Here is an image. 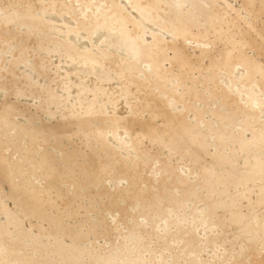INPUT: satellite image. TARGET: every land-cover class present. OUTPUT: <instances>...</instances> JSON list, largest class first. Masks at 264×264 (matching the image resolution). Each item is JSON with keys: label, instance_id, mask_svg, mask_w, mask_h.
<instances>
[{"label": "rangeland", "instance_id": "1", "mask_svg": "<svg viewBox=\"0 0 264 264\" xmlns=\"http://www.w3.org/2000/svg\"><path fill=\"white\" fill-rule=\"evenodd\" d=\"M176 1L0 0V264H264V0Z\"/></svg>", "mask_w": 264, "mask_h": 264}, {"label": "bare ground", "instance_id": "2", "mask_svg": "<svg viewBox=\"0 0 264 264\" xmlns=\"http://www.w3.org/2000/svg\"><path fill=\"white\" fill-rule=\"evenodd\" d=\"M175 1H176V0H175ZM179 1H180V0H179ZM179 1H178V2H179ZM191 1H192V0H191ZM191 1H190V3H191ZM202 1H203V0H202ZM202 1L200 2V1L197 0L196 3H199V2L202 3ZM205 1H206V0H205ZM207 1H208V0H207ZM207 1H206V2H207ZM97 2H98V1H97ZM147 2H148V1H147ZM176 2H177V1H176ZM176 2H175V3H176ZM182 2H184V1H181V3H182ZM194 2H195V0H194ZM206 2H205V4H206ZM213 2H214V1H213ZM42 3H44V2H42ZM89 3H90V1H89ZM89 3H88V4H89ZM132 3H133V2H132ZM173 3H174V1H173ZM175 3H174V5H176ZM188 3H189V0H188ZM207 3H209V1H208ZM252 3H253V2H252ZM252 3H251V4H252ZM60 4H61V3H60ZM170 4H171V3H170ZM194 4H195V3H194ZM194 4H193V5H194ZM210 4H211V3H209V6H210ZM212 4H213V3H212ZM5 5H6V3H5ZM7 5H8V4H7ZM23 5H24V4H23ZM53 5H54V4H53ZM132 5H133V4H132ZM153 5H154V4H153ZM179 5H180V4H179ZM193 5H192V6L189 5V8L191 7L190 10L195 6V5H194V6H193ZM197 5H198V4H197ZM201 5L204 7L203 4H201ZM88 6H89V5H88ZM140 6H141V5H140ZM176 6H178V5H176ZM181 6H184V5H181ZM202 6H201V7H202ZM207 6H208V4H207ZM209 6H208V7H209ZM225 6H226V5H225ZM245 6H246V5H245ZM261 6H262V5H261ZM12 7H13V6H12ZM29 7H30V6H29ZM187 7H188V6H187ZM198 7H200V5H198ZM1 8H2V7H1ZM134 8H136V7H134ZM142 8H143V7H142ZM145 8H146V7H145ZM178 8H179V6H178ZM196 8H197V6H196ZM196 8H193V9H196ZM206 8H207V7H206ZM206 8H205V10H206ZM212 8H213V7H212ZM2 9H3V8H2ZM12 9H13V8H12ZM25 9H26V6H25ZM30 9H31V8H30ZM67 9H68V8H67ZM117 9H118V8H117ZM123 9H124V8H123ZM158 9H159V8H158ZM172 9H173V8H172ZM174 9H176V8H174ZM179 9H181V7H180ZM179 9H177V10L180 12ZM183 9H185V8H183ZM200 9L203 10V8H200ZM207 9H209V14H210V11H211L210 8H207ZM4 10H5V9H4ZM136 10H137V9H136ZM139 10H140V9H139ZM196 10H197V9H196ZM19 11H20V10H19ZM23 11H24V10H23ZM88 11H89V10H88ZM140 11H142V10H140ZM144 11H145V10H144ZM164 11H165V10H164ZM175 11H176V10H175ZM175 11H174V12H175ZM182 11H183V10H182ZM186 11H187V9H186ZM191 11H192V10H191ZM194 11H195V10H194ZM194 11H192V12L194 13ZM198 11H199V10H198ZM98 12H99V11H98ZM119 12H120V11H119ZM145 12H146V11H145ZM176 12H177V11H176ZM196 12H197V11H196ZM201 12H202V11H201ZM207 12H208V11H207ZM24 13H25V12H24ZM139 13H140L139 15H141L142 12H139ZM143 13H144V12H143ZM181 13H183V12H181ZM184 13H185V11H184ZM184 13H183V14H184ZM190 13H191V12H190ZM190 13H189V14H190ZM193 13H192V14H193ZM198 13H199V12H198ZM202 13H203V12H202ZM29 14H30V13H29ZM86 14H87V13H86ZM195 14H196V13H195ZM195 14H194V15H195ZM207 14H208V13H207ZM22 15H23V14H22ZM74 15H75V14H74ZM109 15H111V14H109ZM149 15H150V14H149ZM176 15H177V14H176ZM184 15H185V18H186V17H187L186 13H185ZM197 15L199 16L200 14H197ZM13 16H14V15H13ZM117 16H118V15H117ZM144 16H145V14H144ZM174 16H175V15H174ZM177 16H178V15H177ZM177 16H176V17H177ZM180 16H181V14H179V18H180ZM36 17H37V16H36ZM42 17H43V16H42ZM100 17H101V16H100ZM158 17H159V15H158ZM160 17H161V16H160ZM182 17H183V15H182ZM182 17H181V18H182ZM194 17H195V16H194ZM196 17H197V16H196ZM199 17H200V16H199ZM210 17H211V16H210ZM14 18H15V17H14ZM29 18H30V17H29ZM91 18H92V17H91ZM115 18H116V17H115ZM121 18H122V16H121ZM121 18H119V19H121ZM123 18H124V17H123ZM123 18H122V19H123ZM132 18H133V17H132ZM140 18H141V17H140ZM189 18H190V17H189ZM220 18H221V17H220ZM16 19H17V18H16ZM23 19H24V18H23ZM38 19H39V18H38ZM40 19H41V18H40ZM100 19H101V18H100ZM105 19H106V18H105ZM116 19H117V18H116ZM141 19H142V18H141ZM151 19H152V18H151ZM193 19H195V18H193ZM213 19H214V18H213ZM4 20H6V19H4ZM112 20H113V19H112ZM145 20H146V19H145ZM148 20H149V19H148ZM155 20H156V19H155ZM169 20H170V19H169ZM182 20H183V18L181 19V21H182ZM188 20H189V19H187V20L185 19L184 21L190 22L192 19H190L189 21H188ZM216 20H217V18H216ZM30 21H31V20H30ZM85 21H86V20H85ZM179 21H180V20H179ZM205 21H206V20H205ZM217 21H218V20H217ZM9 22H11V20H10ZM99 22H100V21H99ZM119 22L121 23V21H119ZM132 22H133V21H132ZM159 22H160V21H159ZM176 22H177V21H176ZM182 22H183V21H182ZM193 22H194V21H191L192 25H193ZM196 22H197V21H196ZM196 22H195V23H196ZM31 23H32V22H31ZM41 23H42V22H41ZM122 23H123V22H122ZM124 23H125V21H124ZM124 23H123V24H124ZM127 23H128V22H127ZM197 23H198V22H197ZM214 23H215V22H214ZM217 23H218V22H217ZM131 24H132V23H131ZM157 24H158V23H157ZM170 24H171V23H170ZM185 24H187V23L185 22ZM198 24H199V23H198ZM22 25H23V24H22ZM105 25H106V24H105ZM119 25H120V24H119ZM188 25H189V24H188ZM157 26H158V25H157ZM178 26H179V25H178ZM182 26H183V25H182ZM185 26L188 27L187 25H185ZM185 26H183V27H185ZM189 26H190V25H189ZM196 26H197V24H196ZM66 27H67V26H66ZM101 27H102V26H101ZM107 27H108V25H107ZM107 27H106V28H107ZM119 27H120V26H119ZM122 27L124 28V25H123ZM122 27H120V28H121L120 31H122ZM170 27H172V26H170ZM174 27H175V26H174ZM183 27H182V28H183ZM219 27H220V26H219ZM94 28H95V27H94ZM97 28H98V27H97ZM108 28H109V27H108ZM189 28H190V27H189ZM189 28H188V29H189ZM211 28H212V27H211ZM100 29H101V28H100ZM172 29H173V28H172ZM176 29H177V28H176ZM176 29H175V31H176ZM178 29H179V27H178ZM170 30H171V29H170ZM182 31H183V29H182ZM185 31H186V29H185ZM42 32H43V31H42ZM50 32H51V31H50ZM55 32H56V31H55ZM106 32H107V31H106ZM118 32H119V31H118ZM173 32H174V31H173ZM45 33H46V32H45ZM65 33H66V31H65ZM176 33H177V32H176ZM183 33H184V32H183ZM14 34H15V33H14ZM35 34H36V33H35ZM56 34H57V33H56ZM117 34H119V33H117ZM117 34H116V33H112V32H111V33L108 32L107 35H106V40H107V42L109 43V45H111L110 47H113V49H114V48L117 49V46L115 47V46L113 45V43H112L113 40H114V37H116ZM126 34H127V33H126ZM177 34H178V33H177ZM179 34H180V33H179ZM62 35H63V34H62ZM133 35H134V34H133ZM135 35H136V34H135ZM150 35H151V34H150ZM185 35H186V34H185ZM187 35H188V34H187ZM118 36H119V35H118ZM126 36H127V35H126ZM180 36H181V35H180ZM75 37H76V36H75ZM134 37H135V36H134ZM176 37H177V36H176ZM46 38H47V36H46ZM116 38H117V37H116ZM135 38H136V37H135ZM152 39H154V38L152 37ZM52 40H53V39H52ZM67 40H68V39H67ZM103 40H104V39H103ZM103 40H102V41H103ZM130 40H131V39H130ZM130 40L127 39V38H125V39L123 38V40H120V41H122V43H120V44H121L120 46H122V47H124V48H126V49H128V50L133 49L134 51H138L140 56L137 55L135 62H138V61H139V64H140V61H141V63H144V62H142V61H146V59H147L148 57L145 58V60H143L145 56H144L143 54H141V48H142V47L144 48V46H146V45H148V44L144 43V44H146V45H144V44L142 45V44L139 43V44H140L139 46L136 47V46L133 45L134 47H131V45H130V42H131V41H130ZM205 40H206V39H205ZM120 41L117 40V42H120ZM142 41H143V40H142ZM54 42H56V41H54ZM150 42H151V41H150ZM150 42H149V43H150ZM160 42H161V41H160ZM52 43H53V42H52ZM65 43H66V42H65ZM65 43H64V44H65ZM131 43H132V42H131ZM158 43H159V42H158ZM168 43H169V42H168ZM57 44H58V43H57ZM106 44H107V43H106ZM114 44H116V43L114 42ZM211 44H212V43H211ZM116 45H118V44H116ZM151 45H152V44H151ZM157 45H158V44H157ZM46 46H47V45H46ZM107 46H108V45H107ZM52 47H53V46H52ZM122 47H121V48H122ZM41 48H42V47H41ZM46 48H47V47H46ZM149 48H150V46H149ZM146 49H147V47H146ZM155 49H156V48H155ZM122 50H123V49H122ZM142 50H143V49H142ZM130 51H131V50H130ZM22 52H23V51H22ZM84 52H85V51H84ZM227 52H228V51H227ZM80 53H81V52H80ZM82 53H83V52H82ZM126 53L128 54L129 52H126ZM130 53H131V52H130ZM146 53H148V51H147ZM84 54H87V53H84ZM84 54H83V55H84ZM105 54H106V53H105ZM149 54H150V53H149ZM149 54H148V55H149ZM83 55H81V56H83ZM90 55H91V54H90ZM128 55H129V54H128ZM77 56H78V55H77ZM86 56H88V55H86ZM86 56H85V57H86ZM94 56H95V55H94ZM150 56H151V55H150ZM226 56H227V55H226ZM242 56H243V55H242ZM83 57H84V56H83ZM83 57H82V58H83ZM90 57H91V56H90ZM106 57H107V56H106ZM133 57H134V56H133ZM79 58H80V56H79ZM87 58H88V57H87ZM87 58L84 59V60H87ZM99 58H100V57H99ZM107 58H108V57H107ZM149 58H150V57H149ZM149 58H148V59H149ZM80 59H81V58H80ZM133 59H134V58H133ZM152 59H153V58H152ZM25 60H26V59H25ZM159 60H160V59H159ZM31 61H32V60H31ZM121 61H122V60H121ZM123 61H124V60H123ZM230 61H231V60H230ZM243 61H244V60H243ZM250 61H251V60H250ZM83 62H84V61H83ZM88 62H90V61H88ZM95 62H96V61H95ZM131 62H132V61H131ZM135 62H133V63H135ZM146 62H147V61H146ZM149 62H150V61L148 60V63H149ZM152 62H153V61H152ZM152 62H150L149 64H151ZM155 62H156V61H155ZM126 63H127V61H126ZM128 63H129V62H128ZM12 64H13V63H12ZM121 64H122V63H121ZM135 64H136V63H135ZM135 64H134V66H136ZM156 64H157V63H156ZM23 65H24V64H23ZM128 65H129V64H128ZM255 65H256V64H255ZM94 66H95V65H94ZM96 66H97V65H96ZM126 66H127V65H126ZM126 66H125V67H126ZM132 66H133V65H132ZM147 66H148V65H147ZM149 66H150V65H149ZM224 66H225V65H224ZM123 67H124V66H123ZM129 67H130V66H129ZM153 67H155V66H153ZM253 67H254V66H253ZM255 68H256V67H255ZM128 69L130 70V68H128ZM134 69H135V68H134ZM137 69H141V68H137ZM153 70H154V69H153ZM207 70H208V69H207ZM245 70H246V69H245ZM135 71H136V70H135ZM140 71H141V70H140ZM246 71H247V70H246ZM132 73H133V72H132ZM135 73H136V72H135ZM246 73H247V72H246ZM164 74H165V73H164ZM130 75H131V73H130ZM112 76H113V75H112ZM252 76H253V75H252ZM135 77H136V76H135ZM210 77H211V76H210ZM128 78H129V77H128ZM157 78H158V77H157ZM250 78H251V77H250ZM193 79H194V78H193ZM128 82H129V81H128ZM260 82H261V81H260ZM104 83H105V82H104ZM260 84H261V83H260ZM122 85H123V84H122ZM83 89H84V88H83ZM250 89H251V88H250ZM117 90H118V89H117ZM143 90H144V89H143ZM260 90H261V89H260ZM188 91H189V90H188ZM100 94H101V93H100ZM171 95H172V94H171ZM137 97H138V96H137ZM246 98H247V97H246ZM248 98H250V97H248ZM248 98H247V99H248ZM91 99H92V98H91ZM237 99H238V98H237ZM94 101H95V100H94ZM108 101H110V100H108ZM165 102H166V101H165ZM254 102H255V101H254ZM255 103H256V102H255ZM226 106H227V105H226ZM101 108H102V107H101ZM235 108H236V107H235ZM103 109H104V108H103ZM201 109H202V108H201ZM153 111H154V110H153ZM234 111H235V110H234ZM176 113H177V112H176ZM258 114H259V113H258ZM142 115H143V114H142ZM158 115H159V114H158ZM85 116H86V115H85ZM226 116H227V115H226ZM253 117H254V116H253ZM179 119H180V118H179ZM80 120H81V119H80ZM83 120H84V119H83ZM181 120H182V119H181ZM222 120H223V119H222ZM230 120H231V119H230ZM6 121H7V120H6ZM117 121H118V120H117ZM164 121H165V120H164ZM241 121H242V120H241ZM74 122H75V121H74ZM110 123H111V121H110ZM124 123H125V122H124ZM224 123H225V122H224ZM4 124H5V123H4ZM178 124H179V123H178ZM242 124H243V123H242ZM85 125H86V124H85ZM113 125H114V124H113ZM118 125H119V124H118ZM124 125H125V124H124ZM228 125H229V124H228ZM122 126H123V124H122ZM7 127H9V126H7ZM119 127H120V126H119ZM2 128H3V127H2ZM62 128H63V127H62ZM100 128H101V127H100ZM109 128H110V127H109ZM152 128H153V127H152ZM113 129H114V128H113ZM177 129H178V128H177ZM200 129H201V128H200ZM249 129H252V128H249ZM95 130H96V129H95ZM109 130H110V129H109ZM9 131H10V130H9ZM110 131H111V130H110ZM220 131H221V130H220ZM103 132H104V131H103ZM105 132H106V131H105ZM127 132H128V131H127ZM223 132H224V131H223ZM237 132H238V131H237ZM128 133H129V132H128ZM188 133H189V132H188ZM115 134H116V133H115ZM256 134H257V133H256ZM156 135H157V134H156ZM242 135H243V134H242ZM29 136H30V135H29ZM104 137H105V136H104ZM185 137H186V136H185ZM258 137H260V136H258ZM178 138H179V137H178ZM189 138H190V137H189ZM195 138H196V137H195ZM227 138H228V137H226V139H227ZM21 139H22V138H21ZM203 139H204V138H203ZM228 139H229V138H228ZM234 140H235V139H234ZM160 141H161V140H160ZM131 142H132V141H131ZM174 142H175V141H174ZM182 142H183V141H182ZM122 143H123V142H122ZM162 143H163V142H162ZM123 144H124V143H123ZM28 145H29V144H28ZM9 146H10V145H9ZM185 146H186V145H185ZM135 147H136V146H135ZM195 149H196V148H195ZM256 149H257V148H256ZM102 150H103V149H102ZM132 150H133V149H132ZM137 150H138V149H137ZM140 151H141V150H140ZM175 151H176V150H175ZM218 153H219V152H218ZM60 154H61V153H60ZM136 157H137V156H136ZM203 157H204V156H203ZM244 158H245V157H244ZM123 159H124V158H123ZM191 159H192V158H191ZM216 160H217V159H216ZM119 161H120V160H119ZM219 161H220V160H219ZM258 162H259V161H258ZM47 163H48V162H47ZM89 163H90V162H89ZM254 163H255V162H254ZM262 163H264V162H262ZM6 164H7V163H6ZM135 164H136V163H135ZM223 165H224V164H223ZM253 165H254V164H253ZM176 166H177V165H176ZM191 169H192V168H191ZM203 171H204V170H203ZM210 171H211V170H210ZM190 172H191V171H190ZM224 172H225V171H224ZM230 172H231V171H230ZM169 173H170V172H169ZM203 173H204V172H203ZM115 174H116V173H115ZM78 175H79V174H78ZM220 175H221V174H220ZM245 175H246V174H245ZM15 176H16V175H15ZM130 177H131V176H130ZM220 177H221V176H220ZM224 177H225V176H224ZM244 178H245V177H244ZM135 179H136V178H135ZM204 179H205V178H204ZM222 179H223V178H222ZM29 180H30V179H29ZM208 181H209V180H208ZM240 181H241V180H240ZM140 182H141V181H140ZM182 183H183V182H182ZM206 183H207V181H206ZM79 185H80V184H79ZM189 185H190V184H189ZM178 187H179V186H178ZM182 187H183V186H182ZM191 187H192V186H191ZM229 187H230V186H229ZM252 187H253V186H252ZM183 188H184V187H183ZM210 188H211V186H210ZM256 188H257V187H256ZM186 189H188V188H186ZM200 189H201V188H200ZM194 190H195V189H194ZM194 190H193V191H194ZM10 191H11V190H10ZM78 191H79V190H78ZM210 191H211V190H210ZM162 192H163V191H162ZM188 192H189V191H188ZM207 193H208V192H207ZM209 193H210V192H209ZM170 194H171V193H170ZM222 194H223V193H222ZM209 195H210V194H209ZM163 197H164V196H163ZM205 198H206V197H205ZM209 198H210V196H209ZM220 198H221V197H220ZM224 198H225V197H224ZM20 199H21V198H20ZM132 199H133V198H132ZM256 199H257V198H256ZM257 201H258V199H257ZM131 203H132V202H131ZM134 205H135V204H134ZM166 205H167V204H166ZM126 206H127V205H126ZM229 206H230V205H229ZM34 207H35V206H34ZM133 207H134V206H133ZM143 207H144V206H143ZM223 208H224V207H223ZM4 210H5V209H4ZM33 210H34V209H33ZM141 210H142V209H141ZM162 210H163V209H162ZM211 210H212V209H211ZM1 211H2V210H1ZM6 211H7V210H6ZM34 211H35V210H34ZM34 211H33V212H34ZM83 211H84V210H83ZM215 211H216V210H215ZM157 212H158V211H157ZM207 212H208V211H207ZM250 212H251V211H250ZM10 213H11V212H10ZM238 214H239V213H238ZM95 215H96V214H95ZM232 215H233V214H232ZM241 215H242V214H241ZM24 216H25V215H24ZM188 216H189V215H188ZM239 216H240V215H239ZM242 217H243V216H242ZM24 218H25V217H24ZM24 218H23V219H24ZM233 218H234V217H233ZM246 218H247V217H246ZM246 218H245V220H246ZM229 219H231V218H229ZM202 220H203V219H202ZM218 220H219V219H218ZM234 220H235V219H234ZM206 221H207V220H206ZM246 221H247V220H246ZM248 221H249V220H248ZM257 221H258V220H257ZM9 222H10V221H9ZM150 222H151V221H150ZM15 223H16V222H15ZM5 225H6V224H5ZM57 225H58V224H57ZM231 226H232V225H231ZM238 226H239V225H238ZM228 227H229V226H228ZM233 227H234V226H233ZM243 227H244V226H243ZM247 227H248V226H247ZM61 228H62V227H61ZM250 228H251V226H250ZM3 229H4V228H3ZM206 229H207V228H206ZM0 230H1V229H0ZM62 230H63V229H62ZM225 230H226V229H225ZM259 230H260V229H259ZM261 230H262V229H261ZM2 231H4V230H2ZM249 231H250V230H249ZM22 232H23V231H22ZM240 232H241V231H240ZM259 232H260V231H259ZM17 233L19 234V232H17ZM186 233H187V232H186ZM246 233H248V232H246ZM251 233H252V232H251ZM18 234H16V235H18ZM21 234H22V233H21ZM60 234H61V233H60ZM14 235H15V234H14ZM25 235H26V234H25ZM53 235H54V234H53ZM55 235H56V234H55ZM241 235H242V234H241ZM248 235H249V234H248ZM1 236H2V235H1ZM137 236H138V235H137ZM244 236H246V235L244 234ZM4 237H5V236H4ZM15 237H16V236H15ZM22 237H23V236H22ZM56 237H57V236H56ZM189 237H190V236H189ZM0 238H1V237H0ZM16 238H17V237H16ZM27 238H28V237H27ZM27 238H26V239H27ZM37 238H38V237H37ZM42 238H44V237H42ZM249 238H250V237H249ZM6 239H7V238H6ZM6 239H5V240H6ZM19 239H20V238H19ZM34 239H35V238H34ZM12 240H13V239H12ZM14 240H15V239H14ZM28 240H29V239H28ZM38 240H39V239H38ZM180 240H181V239H180ZM241 240H243V239H241ZM259 240H260V239H259ZM17 241H18V240H17ZM17 241H16V242H17ZM83 241H84V240H83ZM31 242H32V240H31ZM189 242H190V241H189ZM231 242H232V241H231ZM246 242H247V241H246ZM8 243H11V242L8 241ZM33 243H34V242H33ZM53 243H54V242H53ZM234 243H235V242H234ZM11 244H12V243H11ZM16 244H17V243H16ZM18 244H19V243H18ZM72 244H73V243H72ZM5 245H6V244H5ZM7 245H8V244H7ZM34 245H35V243H34ZM73 245H74V244H73ZM8 246H9V245H8ZM8 246H7V247H8ZM30 246H31V245H30ZM30 246H29V247H30ZM40 246H41V245H40ZM40 246H39V247H40ZM48 246H49V245H48ZM68 246H70V245H68ZM238 246H239V245H238ZM13 247H16V248H17V246H15V245H13ZM13 247H11V248H13ZM20 247H21V246H20ZM23 247H24V246H23ZM34 247H35V246H34ZM42 247H43V246H42ZM54 247H55V246H54ZM73 247H74V246H73ZM40 248H41V247H40ZM46 248H47V247H46ZM62 248H63V246H62ZM62 248H61V249H62ZM75 248H76V247H75ZM0 249H1V248H0ZM4 249H6V248H4ZM9 249H10V248H9ZM9 249H8V251H7V250H6V251L9 252ZM14 249H15V248H14ZM37 249H38V248H37ZM63 249H64V248H63ZM193 249H194V247H193ZM16 250H17V249H16ZM20 250H21V249H20ZM33 250H34V249H33ZM40 250H41V249H39L38 251H40ZM56 250H57V249H56ZM72 250H73V249H72ZM79 250H80V249H79ZM99 250H100V249H99ZM155 250H156V249H155ZM189 250H191V249H189ZM189 250H188V251H189ZM13 251H14V250H13ZM25 251H26V250H25ZM46 251H47V250H46ZM53 251H54V250H53ZM62 252H63V251H62ZM62 252H61V253H62ZM64 252H65V251H64ZM36 253H37V252H36ZM42 253H43V252H42ZM44 253H45V252H44ZM44 253H43V254H44ZM46 253H48V252H46ZM49 253L51 254V252H49ZM53 253H54V252H53ZM53 253H52V254H53ZM66 253H67V251H66ZM66 253H64V254H66ZM191 253H192V252H191ZM12 254H13V253H12ZM16 254H17V253H16ZM74 254H75V253H74ZM124 254H125V253H124ZM1 255H2V254H1ZM3 255H4V254H3ZM17 255H18V254H17ZM19 255H20V254H19ZM28 255H29V253H28ZM40 255H42V254H40ZM47 255H48V254H47ZM56 255H57V254H56ZM70 255H71V254H70ZM79 255H81V253H80ZM137 255H138V254H137ZM10 256H11V255H10ZM49 256H50V255H49ZM53 256H54V255H53ZM68 256H69V255H68ZM101 256H102V255H101ZM186 256H187V255H186ZM5 257H6V256H5ZM5 257H4V258H5ZM15 257H16V256H15ZM19 257H20V256H19ZM22 257H23V256H22ZM30 257H31V256H30ZM41 257H42V256H41ZM123 257H124V256H123ZM123 257H122V258H123ZM9 258H10V257H9ZM13 258H14V257H13ZM17 258H18V256H17L16 259H15V262H16V263H17V261H16ZM24 258H25V257H24ZM37 258H38V257H37ZM51 258H52V257H51ZM70 258H71V257H70ZM76 258H77V257H76ZM79 258H80V257H79ZM21 259L24 260L23 258H21ZM30 259H31V258H30ZM30 259H28V260H30ZM39 259H40V258H39ZM44 259H45V258H43V260H44ZM60 259H61V258H60ZM74 259H75V258H74ZM80 259H81V258H80ZM126 259L128 260V258H126ZM139 259H140V258H139ZM1 260H2V259H1ZM10 260H11V259H9V261H10ZM13 260H14V259H13ZM19 260H20V259H19ZM19 260H18V261H19ZM33 260H34V258H33ZM43 260H42V261H43ZM51 260H52V259H51ZM56 260H57V259H56ZM64 260H65V259H64ZM81 260H82V259H81ZM122 260H124V259H122ZM195 260H196V259H195ZM2 261H3V260H2ZM4 261H5V260H4ZM26 261H27V260H26ZM40 261H41V260H40ZM48 261H49V259H48ZM48 261H47V262H48ZM60 261H61V260H60ZM67 261H68V260H67ZM131 261H132V260H131ZM24 262H25V260H24ZM24 262H21V260H20V263H24ZM30 262H31V261H30ZM49 262H50V261H49ZM58 262H59V261H58ZM62 262H63V261H62ZM70 262L72 263V262H74V261H70ZM104 262H105V260H104ZM127 262H128V261H127ZM191 262H192V261H191ZM191 262H190V263H191ZM196 262H197V261H196ZM196 262H195V263H196ZM0 263H1V262H0ZM5 263H6V262H5ZM13 263H14V261H13ZM31 263H33V262H31ZM53 263H54V262H53ZM56 263H57V262H56ZM59 263H61V262H59ZM65 263H67V262H65ZM68 263H69V261H68ZM109 263H110V261H109ZM124 263H125V260H124ZM129 263H130V262H129ZM190 263H189V264H190ZM25 264H28V263H25ZM36 264H37V263H36ZM51 264H52V263H51ZM89 264H90V263H89ZM121 264H122V263H121ZM126 264H127V263H126ZM136 264H137V263H136Z\"/></svg>", "mask_w": 264, "mask_h": 264}]
</instances>
